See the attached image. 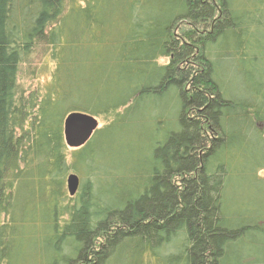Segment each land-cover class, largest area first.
Here are the masks:
<instances>
[{
  "label": "trees",
  "instance_id": "1",
  "mask_svg": "<svg viewBox=\"0 0 264 264\" xmlns=\"http://www.w3.org/2000/svg\"><path fill=\"white\" fill-rule=\"evenodd\" d=\"M261 172L264 0H0V264H264Z\"/></svg>",
  "mask_w": 264,
  "mask_h": 264
},
{
  "label": "water",
  "instance_id": "2",
  "mask_svg": "<svg viewBox=\"0 0 264 264\" xmlns=\"http://www.w3.org/2000/svg\"><path fill=\"white\" fill-rule=\"evenodd\" d=\"M99 120L91 115L73 112L64 122V140L67 148L78 150L83 148L99 129ZM67 191L75 197L80 189V179L76 174L67 177Z\"/></svg>",
  "mask_w": 264,
  "mask_h": 264
},
{
  "label": "rangeland",
  "instance_id": "3",
  "mask_svg": "<svg viewBox=\"0 0 264 264\" xmlns=\"http://www.w3.org/2000/svg\"><path fill=\"white\" fill-rule=\"evenodd\" d=\"M47 62H48V60H47ZM45 64H46V60L37 62L36 66H38V70L36 71L35 76H31L30 72H28V70H25V68H23L22 72L20 74V79H19L20 87L22 89H25L26 91H32L36 87H38L39 85L46 83V81L50 77V72H46L47 67L44 68ZM50 64L48 62V64H46V65L49 66ZM52 68H53V66L51 67V69ZM98 120H99V129H102L105 126V124L103 123V121L101 119H98ZM99 144H100V141H98L95 145L98 146ZM71 151H73V150L69 149V152H71ZM68 158H70V155ZM260 176L264 178V172H261ZM245 186H247V185H244V187ZM251 186H253V185L251 184L250 186H247V187H251ZM254 192H255V194H253V195H260L258 197L259 201L264 200V196H262V195H264V184L259 185L258 187H255ZM238 194H240V193H235V192H231V191L229 192V195H238ZM258 240H261V238H259ZM260 252L262 253V250H260Z\"/></svg>",
  "mask_w": 264,
  "mask_h": 264
}]
</instances>
